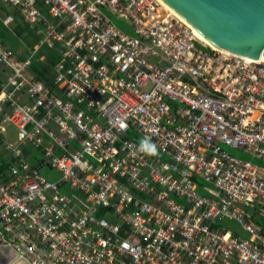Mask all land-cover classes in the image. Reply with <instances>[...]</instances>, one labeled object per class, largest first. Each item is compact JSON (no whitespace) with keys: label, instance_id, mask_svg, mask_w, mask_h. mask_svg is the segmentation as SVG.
Returning <instances> with one entry per match:
<instances>
[{"label":"built area","instance_id":"1","mask_svg":"<svg viewBox=\"0 0 264 264\" xmlns=\"http://www.w3.org/2000/svg\"><path fill=\"white\" fill-rule=\"evenodd\" d=\"M1 1L45 29L24 59L0 37V246L27 264H264L263 61L160 0H44L53 21ZM43 43L50 86L29 73Z\"/></svg>","mask_w":264,"mask_h":264},{"label":"water","instance_id":"2","mask_svg":"<svg viewBox=\"0 0 264 264\" xmlns=\"http://www.w3.org/2000/svg\"><path fill=\"white\" fill-rule=\"evenodd\" d=\"M217 49L264 63V0H162Z\"/></svg>","mask_w":264,"mask_h":264},{"label":"trees","instance_id":"3","mask_svg":"<svg viewBox=\"0 0 264 264\" xmlns=\"http://www.w3.org/2000/svg\"><path fill=\"white\" fill-rule=\"evenodd\" d=\"M39 3L41 9H46L42 0H39ZM0 12L6 14L5 16H7L8 14L15 16L14 21L9 25L10 30L4 28V26L0 22V37L2 38V41H4V43L8 42V45L14 50V52L16 51V53H18L17 56L19 58H24L27 54L28 49L32 48V43L36 40V36L31 31L29 26L25 25L22 22V19L20 18L17 12L15 14L9 8H7V6L0 8ZM19 42H22L23 45V49L20 52L17 51V44ZM38 53L44 55V60H34L31 65V68L37 79L44 81L46 85L50 86L52 81L51 68L56 63V61L60 59V55L56 53L55 48L46 49L43 47V49L39 50ZM2 72H5V70H2ZM1 79L2 76H0V81ZM25 154L27 156V160L31 163V165L35 167L39 166L40 162L38 161L40 160L35 154V151L25 149ZM9 163L10 157H5L3 159L1 158L0 172L6 173V168ZM101 215H103V212L101 213Z\"/></svg>","mask_w":264,"mask_h":264},{"label":"crops","instance_id":"4","mask_svg":"<svg viewBox=\"0 0 264 264\" xmlns=\"http://www.w3.org/2000/svg\"><path fill=\"white\" fill-rule=\"evenodd\" d=\"M43 1V3H44V7L46 8V9H41L40 8V3H39V0H38V9H39V11L41 12V14H42V16H43V18H45V19H47V20H49V21H53V19L50 17V15H49V10H48V7H47V5H46V3H45V1L44 0H42ZM0 8H2V7H5V6H7L3 1H1L0 0ZM7 8H9L12 12H14L15 14H16V10H13L12 8H10L9 6H7ZM18 13V12H17ZM19 14V13H18ZM6 14H4V13H1L0 12V19L1 18H3V17H6L5 16ZM8 15H11V14H8ZM7 15V16H8ZM19 16H20V14H19ZM14 18H15V16H13ZM20 18L22 19V22L24 23V21H23V18L20 16ZM2 24V23H1ZM25 25H27V26H29V28L31 29V31L34 33V35L36 36V40L32 43V47H34L37 43H39V42H42L43 41V39H44V29H45V27H44V25H42V24H40V25H28V24H26V23H24ZM3 25V24H2ZM4 26V25H3ZM4 28H6V29H8V30H10V27H6V26H4ZM20 40V39H19ZM3 43H4V41H3ZM4 45L6 46V47H9V48H11L9 45H8V42H5L4 43ZM23 45H22V42L20 43H18L17 44V51L18 52H20L22 49H23V47H22ZM43 47L44 48H46V49H51V48H55V49H58V47H56V46H53V47H49L46 43H43L42 45H41V47L39 48V50H41V49H43ZM12 49V48H11ZM30 49H32V48H30ZM12 51L14 52V50L12 49ZM14 54H15V56L18 58V59H24L27 55H28V51H27V54H26V56L24 57V58H19L17 55H18V53H16V51L14 52ZM44 57V55L43 54H39V53H37V57L38 58H40V57ZM36 59V58H35ZM34 58L32 59V63H33V61L35 60ZM43 60H44V58H43ZM36 61V60H35ZM60 61V59L58 60V61H56V63H58ZM32 63H31V65H32ZM55 63V64H56ZM54 64V65H55ZM31 65L29 66V73L30 74H32L36 79H37V77L35 76V74L33 73V70H32V68H31ZM53 65V66H54ZM52 66V67H53ZM0 68H1V70H0V76H2V79H3V77L4 76H6L7 75V73H8V69H7V67L6 66H4L3 64H0ZM2 70H5V72H2ZM51 70H52V68H51ZM1 79V80H2ZM40 80V79H39ZM42 81V80H41ZM44 82V81H43ZM45 83V82H44ZM46 84V83H45ZM4 157H6V154H4V152L1 150V152H0V159L2 158H4ZM0 241H1V239H0ZM0 264H27V263H25L24 261H21V260H19L18 258H17V256L15 255V253L13 252V251H11V249H9V248H7V247H2V246H0Z\"/></svg>","mask_w":264,"mask_h":264},{"label":"rangeland","instance_id":"5","mask_svg":"<svg viewBox=\"0 0 264 264\" xmlns=\"http://www.w3.org/2000/svg\"><path fill=\"white\" fill-rule=\"evenodd\" d=\"M4 127L6 128V142L11 143V144H16L17 143V129L16 127L11 124V123H6L4 124ZM145 140L142 137H139L137 142L140 146H142V142H144ZM35 154L37 155V157L39 158V160H43V156L41 152L35 151ZM41 173H43L45 176H47L50 179H56L59 178L60 176V172L58 170L55 169H49L47 165H45L42 169H41ZM232 227H235V224H230Z\"/></svg>","mask_w":264,"mask_h":264},{"label":"bare ground","instance_id":"6","mask_svg":"<svg viewBox=\"0 0 264 264\" xmlns=\"http://www.w3.org/2000/svg\"><path fill=\"white\" fill-rule=\"evenodd\" d=\"M164 6L168 7L172 12H174L176 15H178L180 18H182L179 14H177L169 5H166L162 0H160ZM183 19V18H182ZM184 20V19H183ZM185 21V20H184ZM189 24V23H188ZM190 25V24H189ZM195 29V28H194ZM195 31L197 32V35L204 41L206 42L209 46H211L213 49L219 50L217 49L209 40H207L202 34L199 33V31H197L195 29ZM221 51V50H220ZM226 52V51H225Z\"/></svg>","mask_w":264,"mask_h":264},{"label":"clouds","instance_id":"7","mask_svg":"<svg viewBox=\"0 0 264 264\" xmlns=\"http://www.w3.org/2000/svg\"><path fill=\"white\" fill-rule=\"evenodd\" d=\"M142 149H146L150 154H156L155 145H150L147 141L142 142Z\"/></svg>","mask_w":264,"mask_h":264}]
</instances>
